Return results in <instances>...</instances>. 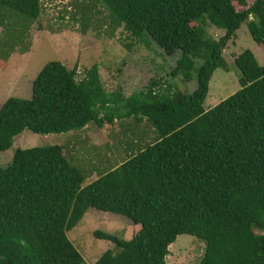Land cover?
Masks as SVG:
<instances>
[{
  "label": "trees",
  "instance_id": "16d2710c",
  "mask_svg": "<svg viewBox=\"0 0 264 264\" xmlns=\"http://www.w3.org/2000/svg\"><path fill=\"white\" fill-rule=\"evenodd\" d=\"M97 1L114 24L144 32L166 54L179 50L177 69L188 70L190 56L203 48L195 87L183 93L151 81L124 95L106 91L95 66L76 79L75 64H43L29 98L8 96L0 106V150L23 129L58 133L128 117L144 119L155 137L86 183L44 146L16 148L0 166V264H82L66 232L88 207L139 225L127 240L93 230L115 251L104 250L91 264H166L168 246L181 233L204 241L197 264H264V64L241 50L233 58L239 87L203 107L222 48L250 15L247 29L264 57V0H235L245 6L239 11L231 0ZM0 8L28 20L40 12L38 0H0ZM197 19L223 33L208 38L190 24ZM257 224L260 233L253 231Z\"/></svg>",
  "mask_w": 264,
  "mask_h": 264
},
{
  "label": "rangeland",
  "instance_id": "374dc122",
  "mask_svg": "<svg viewBox=\"0 0 264 264\" xmlns=\"http://www.w3.org/2000/svg\"><path fill=\"white\" fill-rule=\"evenodd\" d=\"M38 2L40 12L34 20L0 8V104L8 96L29 98L32 79L50 60H59L67 68L75 64L76 79L82 77L86 69L95 66L102 87L124 95L145 89L151 81L157 82L156 89L171 86L183 93H189L195 87V69L201 63L203 48L190 56L193 64L188 70L177 69L179 50L166 54L144 32H133L123 23L114 24L108 11L97 0ZM231 3L237 11L245 7L235 0ZM251 19L252 15L248 16L247 20ZM247 20L239 25L222 48L223 64L210 75L204 108L239 87L233 58L241 50L249 49L256 62L264 64L262 47L250 36ZM190 24L202 26L205 35L211 39L223 33L206 19H197ZM172 70L175 71L173 74ZM154 137L155 132L148 122L133 117L117 119L110 124L89 123L80 130L58 133L41 134L23 129L13 136L7 149L0 150V166L9 163L16 148L44 146L51 158L62 157L80 170L85 176L83 183H86ZM138 226L120 214L88 207L66 236L81 255L82 264H91L104 250L115 251L110 241L93 236V230L127 240ZM261 229V224L253 227L255 233H260ZM203 249L202 239L178 234L168 246L165 263L197 264Z\"/></svg>",
  "mask_w": 264,
  "mask_h": 264
},
{
  "label": "crops",
  "instance_id": "0c3cea01",
  "mask_svg": "<svg viewBox=\"0 0 264 264\" xmlns=\"http://www.w3.org/2000/svg\"><path fill=\"white\" fill-rule=\"evenodd\" d=\"M5 99H6V98H5ZM3 102H4V101H3ZM3 102H2V103H3ZM2 103L0 104V106L2 105ZM212 103H213V102H212ZM137 226H138V224H137ZM138 228H139V226H138V227H135V229H137V230H138ZM137 230H136V231H137Z\"/></svg>",
  "mask_w": 264,
  "mask_h": 264
}]
</instances>
